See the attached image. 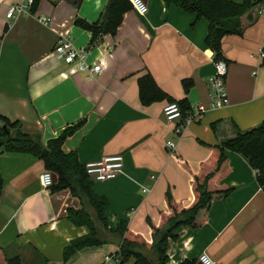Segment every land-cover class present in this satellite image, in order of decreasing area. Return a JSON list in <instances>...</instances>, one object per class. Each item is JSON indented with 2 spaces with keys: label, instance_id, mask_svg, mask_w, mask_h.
<instances>
[{
  "label": "crops",
  "instance_id": "crops-1",
  "mask_svg": "<svg viewBox=\"0 0 264 264\" xmlns=\"http://www.w3.org/2000/svg\"><path fill=\"white\" fill-rule=\"evenodd\" d=\"M23 1L0 0V116L42 144L84 120L64 141L63 152L75 153L83 166L122 156L124 174L93 182V191L108 203L109 228L126 220L129 231L151 243L150 223L157 226L162 213L169 217L165 196L183 207L192 202L190 181L209 156L208 146L233 138L234 127L245 132L264 120V4L241 18L239 35L222 39L228 104L210 109L207 79L214 56L205 45L204 18L163 0H144L146 15L131 9L115 35L91 45V34L74 21L96 22L107 0H38L35 8L7 19L8 7ZM58 34L71 35L75 47L89 51L87 62H100L103 71L82 74L58 62ZM146 73L172 102L206 109L180 139L165 124L167 100L140 103L137 81ZM182 81L192 82L188 91ZM169 140L174 150L166 148ZM226 156L230 170L222 183L231 193L211 203L201 227L174 230L167 264L197 263L201 254L215 264H264V192L245 158ZM44 172L36 158L0 154V264L14 255L22 264H107L106 258L117 257L116 241L110 240L63 261L64 248L88 230L67 219V209L80 207L68 190L42 187Z\"/></svg>",
  "mask_w": 264,
  "mask_h": 264
},
{
  "label": "trees",
  "instance_id": "trees-1",
  "mask_svg": "<svg viewBox=\"0 0 264 264\" xmlns=\"http://www.w3.org/2000/svg\"><path fill=\"white\" fill-rule=\"evenodd\" d=\"M166 5H175L183 11L204 18L208 23L205 39L206 47L213 53L214 60L224 61L221 43L225 36L239 35L242 31L241 18L264 0H241L239 3L229 0H163ZM38 0H34L32 9ZM128 0H107L99 19L88 23L76 19L74 24L91 34L90 44H95L104 35H115L122 17L131 10ZM262 65H264V42L262 46ZM139 101L146 106L151 103L172 99L155 83L149 73L138 78ZM191 81H182L185 91L191 87ZM176 103V102H175ZM182 114L190 111L186 101L176 103ZM3 127L0 129V154H19L41 161L46 171L55 176V183L50 187L52 193L68 190L79 202V209H67V219L75 226H85L87 234L71 241L63 250V261L66 262L76 252L116 241V256L120 264L132 259L131 264H167L166 248L168 239L174 238L173 232L179 226L190 228L201 227L207 220L211 203L228 197L230 188L222 180L229 173L227 152L236 153L245 158L255 171L258 186L264 192V120L256 127L242 132L236 127L233 138L222 141L219 145L208 146L210 154L199 164L196 174H192L190 187L192 202L183 207L165 196L169 217L161 214L160 223H150L151 243L128 230L126 220H120L114 228L108 227L106 212L107 201L93 191V182L85 173V168L78 162L75 153H64L62 145L83 124L84 120L64 130L57 138L42 144L39 136L26 134L18 122H10L0 116ZM215 129V124L211 126ZM2 179L0 176V193ZM4 264H22L19 256H6ZM182 264H197L196 261Z\"/></svg>",
  "mask_w": 264,
  "mask_h": 264
},
{
  "label": "built area",
  "instance_id": "built-area-1",
  "mask_svg": "<svg viewBox=\"0 0 264 264\" xmlns=\"http://www.w3.org/2000/svg\"><path fill=\"white\" fill-rule=\"evenodd\" d=\"M131 8L139 15L147 14L148 8L144 0H128ZM34 0H25L20 4L8 7L6 18L13 19L16 15L22 14L26 9H30ZM263 11V9H262ZM48 20L42 19L43 24ZM54 53L58 62L65 65H74L78 73L82 74H99L103 71L100 62L88 63L87 57L89 51L87 49H79L74 46L73 39L69 34H58ZM261 51V57H262ZM214 72L207 79L209 108L220 109L228 104V97L225 89V78L227 75V64L222 60H214ZM206 109L203 106L192 108L186 116H184L175 102L167 103L163 108V116L165 124L171 125V132L177 139H180L187 127L195 120L200 119ZM166 148L174 150L175 143L172 140L166 141ZM85 173L92 182H105L114 180L124 174L123 160L120 155L103 157L97 162H91L84 165ZM43 188H50L53 185V175L46 171L40 177ZM147 189H142V193H147ZM107 264H120L118 257L108 259ZM198 264H215L206 254H201L197 258Z\"/></svg>",
  "mask_w": 264,
  "mask_h": 264
},
{
  "label": "rangeland",
  "instance_id": "rangeland-1",
  "mask_svg": "<svg viewBox=\"0 0 264 264\" xmlns=\"http://www.w3.org/2000/svg\"><path fill=\"white\" fill-rule=\"evenodd\" d=\"M132 259H129L125 264H131Z\"/></svg>",
  "mask_w": 264,
  "mask_h": 264
},
{
  "label": "water",
  "instance_id": "water-1",
  "mask_svg": "<svg viewBox=\"0 0 264 264\" xmlns=\"http://www.w3.org/2000/svg\"><path fill=\"white\" fill-rule=\"evenodd\" d=\"M55 181H56V180H55V176H53V184L55 183Z\"/></svg>",
  "mask_w": 264,
  "mask_h": 264
}]
</instances>
